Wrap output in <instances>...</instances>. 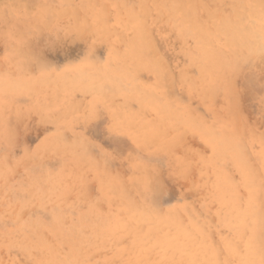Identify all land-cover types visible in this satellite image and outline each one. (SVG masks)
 I'll return each instance as SVG.
<instances>
[{
  "label": "clouds",
  "instance_id": "1",
  "mask_svg": "<svg viewBox=\"0 0 264 264\" xmlns=\"http://www.w3.org/2000/svg\"><path fill=\"white\" fill-rule=\"evenodd\" d=\"M16 2L0 0V24L6 12L16 13ZM142 3L157 16L181 15L178 0ZM248 4L250 30L243 36H212L186 25L179 29L188 32L193 45L187 49L184 74L175 84L151 56V24L135 17L112 25L76 24L57 14L49 31L81 40L87 52L78 63L61 69L18 75L14 80L0 75V146L9 117L21 110L53 124L54 131L25 159L43 161L51 154L65 161V167L51 177L48 194V203L61 210L68 195L77 205L86 203L91 175L99 195L88 207L105 221L101 231L110 240L111 255L92 260L94 253L86 250L69 259L58 250L40 247L30 239L39 226L22 220L17 212L11 228L4 226L0 215V253L16 249L23 259L0 257V264H264V241L256 240L257 232L264 231V212L256 199L264 193V0ZM99 45L107 49L102 61L93 59ZM21 63L17 59L10 66L21 72ZM141 73L152 80H142ZM237 78H246L243 82L256 105L251 121L238 102ZM173 87L179 95L171 94ZM78 95L86 102L77 101ZM218 96L223 101L219 105ZM100 112L108 118L109 133L122 139L126 150L105 152L97 159L90 155L83 129ZM65 130L73 134L70 143L64 139ZM113 164L123 166L126 174L114 172ZM4 177L0 164V188ZM238 187L249 193L243 209ZM101 202L107 205L105 213L97 207ZM209 213L216 219L226 253L222 259L209 238ZM248 221L251 235L241 254L236 244ZM61 223L62 218L54 215L46 230H58ZM221 231L231 237L220 235ZM124 239L129 243L118 246Z\"/></svg>",
  "mask_w": 264,
  "mask_h": 264
},
{
  "label": "rangeland",
  "instance_id": "2",
  "mask_svg": "<svg viewBox=\"0 0 264 264\" xmlns=\"http://www.w3.org/2000/svg\"><path fill=\"white\" fill-rule=\"evenodd\" d=\"M180 1L178 0L176 7L177 9L182 7L178 9L181 15L178 17L179 19L171 18L170 21L168 16L162 14L157 16L154 12H151V6L145 4V7L142 0H71V2H68V0H17L13 4V7L17 10L16 13L9 15L6 12L4 21L0 24V75L14 80L18 75H36L39 71L45 69H61L66 65L78 63L85 56L87 48L84 42L75 37H65L55 29L49 31L53 21L58 18V13L63 14L60 17L61 19L76 24L85 23L90 25L93 21H96L101 25H112L117 21H122L123 18L135 16V19L151 24L150 37L153 36L151 39V56L157 62L160 60L159 64L161 63L160 65L163 68H167L168 75H171L174 84L178 83L184 74L183 69L188 64L187 49L193 45L192 39L188 41V32L180 33V28L185 25L192 27L191 29L194 27V29L197 28L201 31L206 28V31L203 30L202 32L213 36H218L221 33L230 35V32L231 35L234 32L243 36L250 29L249 24L251 22L249 23L247 16L248 0H196L197 3L195 0ZM144 9L148 10L146 17L144 16ZM194 13L196 14L194 15ZM99 15L101 18L98 17ZM182 46H185V48ZM14 52L16 53L15 56L13 55ZM106 52L107 49L103 45H99L94 56L102 61ZM95 57L93 59H96ZM17 59L22 61L18 66L23 70L21 72H17L15 67L10 66ZM191 74L195 75V70H191ZM141 75L142 80H152V76L147 73H141ZM244 79L246 78H237L234 82V88L238 93L241 110L251 121L256 114V105L252 103L253 98L249 94L248 85L243 82ZM173 89L174 93L172 95L180 94L175 87ZM241 89H243L242 92ZM76 100L81 103L86 102V98L79 95ZM216 102L219 105L223 101L218 96ZM133 108H135V105H133ZM108 123L106 114L100 112L97 119L83 129L89 142L90 155L94 158L99 159L105 152L123 153L126 150L125 142L109 133ZM53 131V124L42 120L38 115L31 112L21 110L19 114L14 113L9 117L4 133V144L0 146V164L3 165L5 172L3 187L0 188V215L4 217V226L13 227L12 218L19 212L22 220L33 226H39V230L34 236L30 234L32 243L40 247H50L58 250L69 259L73 255L78 256L87 250L94 253L91 257L92 260L103 261L111 255V252L108 251L110 240L107 233L101 231L105 221H103V218L98 220L95 212H90L88 207L89 204L97 201L99 195L95 180L92 179L91 175L88 176L85 204L77 205L75 197L68 195L63 209H57L54 205L48 203V194L51 189V177L65 167V161L59 156L51 154L46 155L43 161L34 162L25 159L26 154L36 149ZM64 139L70 143L73 140L72 132L65 130ZM112 170L126 174L124 167L119 164H113ZM228 171L234 181L239 180V176L235 174L231 167ZM248 196L249 193L245 189L238 187L237 199L241 209L246 206ZM256 199L261 211L264 212V193H258ZM68 204H72V207H67ZM21 206H24L23 211H20ZM97 207L101 213L108 211L107 205L103 202L99 203ZM54 215L60 216L62 223L58 230L50 232L46 230V226L53 224ZM207 219L209 222V238L213 246L218 249L219 254L221 253L219 256L222 259L226 253L217 235L216 219L211 216V213H209ZM246 223L247 227L243 230V236L236 244L237 250L241 254H243L244 240L251 235L248 231L251 223L250 221ZM259 226L260 224H258ZM263 234L264 231L257 232V243L264 241ZM220 235L231 237V233L226 231H221ZM128 243L129 240L124 239L119 241L118 246H125ZM0 257H3L6 261L13 257L23 259L21 252L16 249L0 253Z\"/></svg>",
  "mask_w": 264,
  "mask_h": 264
},
{
  "label": "bare ground",
  "instance_id": "3",
  "mask_svg": "<svg viewBox=\"0 0 264 264\" xmlns=\"http://www.w3.org/2000/svg\"><path fill=\"white\" fill-rule=\"evenodd\" d=\"M179 1H180V0H179ZM190 1H192V0H190ZM195 1H196V0H195ZM241 1H242V0H241ZM180 2H181V1H180ZM236 2H237V1H236ZM62 3H63V2H62ZM192 3H193V2H192ZM196 3H197V1H196ZM199 3H200V2H199ZM242 3H243V2H242ZM183 4H184V3H183ZM240 4H241V3H240ZM243 4H244V3H243ZM245 4H247V3H245ZM178 5H179V4H178ZM187 5H188V4H187ZM192 5H193V4H192ZM208 5H209V4H208ZM144 6H145V4H144ZM182 6H184V5H182ZM193 6H194V5H193ZM201 6H202V5H201ZM241 6H242V5H241ZM247 6H248V5H247ZM55 7H56V6H55ZM145 7H146V6H145ZM189 7H190V6H189ZM195 7H196V6H195ZM139 8H140V7H139ZM181 8H182V7H181ZM181 8L178 7V9H181ZM243 8H244V7H243ZM192 9H193V8H192ZM208 9H209V8H208ZM246 9H247V8H246ZM69 10H70V9H69ZM75 10H76V9H75ZM139 10H140V9H139ZM139 10H138V11H139ZM144 10H145V9H144ZM209 10H210V9H209ZM212 10H213V9H212ZM183 11H184V9H183ZM189 11H191V10L189 9ZM203 11H204V10H203ZM245 11H246V10H245ZM55 12H57V11H55ZM70 12H71V10H70ZM128 12H129V11H128ZM134 12H135V11H134ZM139 12H140V11H139ZM139 12H138V13H139ZM144 12H145V11H144ZM191 12H192V11H191ZM194 12H195V9H194ZM201 12H202V11H201ZM205 12H206V11H205ZM65 13H66V12H65ZM82 13H83V12H82ZM138 13H137V14H138ZM198 13H199V12H198ZM140 14H141V12H140ZM195 14H196V13H194V15H195ZM62 15H63V14H62ZM135 15H136V14H135ZM202 15H203V14H202ZM236 15H237V14H236ZM79 16H80V15H79ZM79 16H78V17H79ZM132 16H133V15H132ZM144 16L146 17V12H145ZM247 16H248V15H247ZM98 17H100V15H99ZM135 17H136V16H135ZM183 17H184V16H183ZM200 17H201V16H200ZM203 17H204V16H203ZM210 17H211V16H210ZM100 18H101V17H100ZM198 18H199V17H198ZM211 18H212V17H211ZM77 19H78V18H77ZM102 19H103V18H102ZM147 19H148V18H147ZM177 19H179V18H177ZM177 19H176V21H178ZM183 19H184V18H183ZM96 20H97V19H96ZM100 20H101V19H100ZM120 20H121V19H120ZM167 20H168V19H167ZM171 20H172V19H170V21H171ZM184 20H185V19H184ZM187 20H188V19H187ZM191 20H192V19H191ZM201 20H202V19H201ZM234 20H235V19H234ZM247 20H248V19H247ZM176 21H175V22H176ZM180 21H181V20H180ZM188 21H189V20H188ZM203 21H204V20H203ZM230 21H231V20H230ZM100 22H101V21H100ZM152 22H153V21H152ZM165 22H167V21H165ZM175 22H174V23H175ZM181 22H183V21H181ZM194 22H195V21H194ZM212 22H213V21H212ZM216 22H217V21H216ZM231 22H232V21H231ZM190 23H191V22H190ZM201 23H202V22H201ZM233 23H234V22H233ZM245 23H246V22H245ZM249 23H250V21H249ZM249 23H248V24H249ZM98 24H99V23H98ZM166 24H167V23H166ZM176 24H177V22H176ZM209 24H210V23H209ZM231 24H232V23H231ZM235 24H236V22H235ZM238 24H239V23H238ZM102 25H103V24H102ZM161 25H162V24H161ZM177 25H179V24H177ZM182 25H183V24H182ZM193 25H194V24H193ZM202 25H203V24H202ZM246 25H247V24H246ZM154 26H156V25H154ZM194 26H195V25H194ZM216 26H217V25H216ZM216 26H215V27H216ZM227 26H228V25H227ZM234 26H235V25H234ZM160 27H161V26H160ZM174 27H175V26H174ZM202 27H203V26H202ZM165 28L168 30L167 27H165ZM188 28H190V27L188 26ZM191 28H192V27H191ZM191 28H190V29H191ZM204 28H205V27H204ZM209 28H210V27H209ZM228 28H229V27H228ZM228 28H227V29H228ZM231 28H232V27L230 26V29H231ZM178 29H179V28H178ZM193 29H194V27H193ZM196 29H197V28H196ZM205 29H206V28H205ZM205 29H202V31L205 30ZM235 29H236V28H235ZM173 30H174V29H173ZM249 30H250V29H249ZM151 31H152V30H151ZM175 31H176V30H175ZM200 31H201V30H200ZM205 31H206V30H205ZM208 31H209V30H208ZM208 31H207V32H208ZM217 31H218V29H217ZM155 32H156V31H155ZM209 32H210V31H209ZM239 32H240V30H239ZM241 32H243V31H241ZM152 33H153V32H152ZM158 33H159V32H158ZM165 33H166V32H165ZM180 33H181V32H180ZM185 33H186V32H185ZM210 33H211V32H210ZM233 33H234V32H233ZM182 34H183V33H182ZM224 34H225V33H224ZM236 34H237V33H236ZM244 34H245V33H244ZM150 35H151V34H150ZM152 35H153V34H152ZM162 35H163V34H162ZM230 35H231V32H230ZM230 35H229V36H230ZM186 36H187V34H186ZM212 36H213V35H212ZM152 37H153V36H152ZM152 37H151V39H152ZM161 37H162V36H161ZM180 37H181V36H180ZM179 39H180V38H179ZM181 39H182V38H181ZM182 41H184V40H182ZM188 41H189V39H188ZM186 42H187V41H186ZM185 44H187V43H185ZM185 44H184V45H185ZM153 45H154V44H153ZM182 47L185 48V46H182ZM157 49H158V48H157ZM159 50H160V49H159ZM157 51H158V50H157ZM153 54H154V53H153ZM153 54H152V55H153ZM159 54H160V53H159ZM159 54H157V55H159ZM154 56H155V55H154ZM93 57H95V56L93 55ZM95 58H96V57H95ZM154 58H155V57H154ZM96 59H97V58H96ZM100 60H101V59H100ZM159 61H160V60H159ZM159 61H158V63H159ZM28 62H29V61H28ZM160 64H161V63H160ZM160 64H159V65H160ZM164 64H165V63H164ZM164 64H163V65H164ZM42 65H43V64H42ZM165 65H166V64H165ZM160 66H161V65H160ZM31 67H32V66H31ZM161 67H162V66H161ZM167 67H169V66H167ZM164 68H165V67H164ZM166 69H167V68H166ZM168 69H169V68H168ZM30 70H31V69H30ZM169 70H170V69H169ZM167 71H168V70H167ZM167 74H168V72H167ZM169 74H170V73H169ZM141 76H142V75H141ZM141 76H140V77H141ZM170 76H171V75H170ZM171 78H172V77H171ZM173 81H174V80H173ZM234 84H235V83H234ZM173 88H174V87H173ZM172 93H174V89H173ZM172 93H171V94H172ZM67 136H68V135H67ZM8 164H9V162H8ZM245 198H246V197H245ZM263 206H264V204H263ZM25 212H26V211H25ZM104 212H105V211H104ZM258 224H259V223H258ZM212 232H213V231H212ZM212 234H213V233H212ZM261 234H262V232H261ZM213 235H214V234H213ZM213 235H212V236H213ZM263 235H264V234H263ZM263 238H264V237H263ZM216 241H217V240H216ZM259 241H260V240H259ZM217 244H218V243H217ZM218 247H219V246H218ZM220 254H221V253H220ZM220 254H219V255H220ZM222 254H223V253H222ZM220 258H221V257H220Z\"/></svg>",
  "mask_w": 264,
  "mask_h": 264
}]
</instances>
